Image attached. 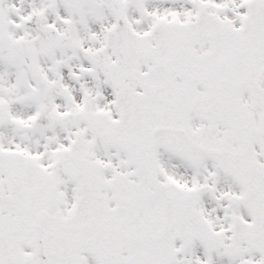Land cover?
Returning <instances> with one entry per match:
<instances>
[{
	"label": "snow or ice",
	"instance_id": "1",
	"mask_svg": "<svg viewBox=\"0 0 264 264\" xmlns=\"http://www.w3.org/2000/svg\"><path fill=\"white\" fill-rule=\"evenodd\" d=\"M0 264H264V0H0Z\"/></svg>",
	"mask_w": 264,
	"mask_h": 264
}]
</instances>
